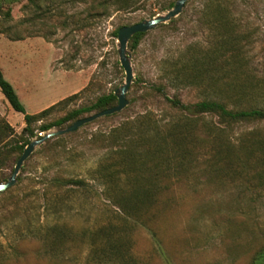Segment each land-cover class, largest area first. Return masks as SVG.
Masks as SVG:
<instances>
[{
  "label": "rangeland",
  "instance_id": "obj_1",
  "mask_svg": "<svg viewBox=\"0 0 264 264\" xmlns=\"http://www.w3.org/2000/svg\"><path fill=\"white\" fill-rule=\"evenodd\" d=\"M174 1L0 0V68L28 113L78 93L56 106L46 119L62 116L123 85L125 72L112 32L164 13ZM206 1L187 0L177 16L144 32L136 48L127 45L133 71L127 106L35 146L16 182L0 192V264H96L87 260L89 238L84 230L117 224V207L101 186L55 189L46 182L55 174L85 177L105 151L101 135L122 121L147 111L169 119L176 111L167 98L183 104L225 98L233 92L225 81L235 83V90L242 93L237 107L264 109V0H222V17L232 24L240 47V62L234 68L226 65L225 80H218L220 73H216L212 83L171 81L175 68L199 51L195 46L202 48L216 33L226 31L223 26H209V12L202 13ZM7 9L10 16L4 14ZM200 118L208 125L217 123V116L209 113ZM2 121L12 128L9 139L19 140L23 114L0 91ZM225 129L235 146L264 141V120L243 121ZM207 140L195 143L185 171L162 179L164 189L140 211L141 224L119 225L133 264H250L264 247V162L241 151L245 168L234 158L231 165L220 162L212 168L213 152ZM17 157L13 153L5 159L1 182L11 175ZM54 198H60L57 218L46 206ZM25 219L38 220L40 225L55 221L69 235L60 250L52 251L43 240L46 229L40 226L29 233Z\"/></svg>",
  "mask_w": 264,
  "mask_h": 264
},
{
  "label": "trees",
  "instance_id": "obj_2",
  "mask_svg": "<svg viewBox=\"0 0 264 264\" xmlns=\"http://www.w3.org/2000/svg\"><path fill=\"white\" fill-rule=\"evenodd\" d=\"M174 2L170 3L168 10L173 7ZM223 6L222 0H208L204 3L202 13L209 12L211 16L207 22L209 26H223L226 31L223 34L216 33L214 40L202 48L195 46L199 51L196 55L188 57L183 66L175 68L171 81L181 80L190 85L204 81L212 83L216 73H220L218 80H225L222 74L227 71L226 65L234 68L240 62L237 35L232 24L222 17ZM4 14L10 16V10L7 9ZM112 34L117 37V29ZM143 35L144 32L134 34L128 46L131 49L136 48ZM224 85L233 90L225 98L208 97L193 104H183L176 98L166 97L176 111L174 116L164 120L158 118L152 111H147L128 118L107 134L100 136L105 151L95 167L87 170L85 177H62L55 174L48 179L47 185L55 189L70 187L90 190L95 185L101 186L106 198L117 207V224L109 222L96 230H84V235L89 238L88 262L133 264L131 254L124 248L125 233L121 231L122 227L119 225L131 222L141 224L140 211L151 204L156 195L164 189L161 185L162 179L177 176L187 169L191 149L201 138H208L207 141L210 143L213 158L209 166L212 168L219 166L220 162L231 165L233 158L239 167L245 168L246 161L238 154L241 151L246 152V157L254 156L264 162L263 140L248 144L241 142L235 146L227 138L225 129L243 121L264 120V109L237 107L242 93L240 95V92L235 90V83L225 81ZM0 91L11 107L23 114L25 121L23 135L19 140L9 139L11 135L9 131L12 128L5 121L0 123V169L9 155L17 153L19 157L33 136L40 137L35 133L36 130L44 133L53 127H61L83 115L104 110L117 103L114 92L104 93L85 105L68 110L62 116L46 119L56 106L75 98L78 93L39 112L28 113L12 84L4 77L1 68ZM228 103L234 104L235 108L229 107ZM205 113L217 116V123L208 125L201 122L200 116ZM36 122L40 123L33 126ZM59 201L60 198L46 201L47 210L54 218L59 215ZM24 221L27 224L25 229L29 233H35V229L39 230L40 226L46 229L43 240L52 251L60 250V243L69 235L55 221L45 223L46 225H40L41 222L35 219ZM250 264H264V247L255 253Z\"/></svg>",
  "mask_w": 264,
  "mask_h": 264
},
{
  "label": "water",
  "instance_id": "obj_3",
  "mask_svg": "<svg viewBox=\"0 0 264 264\" xmlns=\"http://www.w3.org/2000/svg\"><path fill=\"white\" fill-rule=\"evenodd\" d=\"M187 0H176L171 9L167 10L162 14H158L150 19H144L139 22L123 25L117 30V52L120 61V65L122 66L125 72V81L123 85L117 88L114 91V95L117 98V103L111 107H108L104 110L95 112L90 115H86L76 119L71 122L67 127L62 129H57L54 131H47L44 135H40L39 138L31 140L23 149L22 153L18 157L14 169L5 182H0V192L6 190L11 187L16 182V176L22 166V163L27 159V157L32 153L35 146L43 143L47 139H50L54 136L63 135L69 132H74L83 125L94 121L95 119L110 115L116 112L121 111L128 104V99L126 98V93L129 89V86L133 79V71L130 62V53L127 49V45L131 37L139 32H146L154 27H156L159 23H164L169 21L171 18L177 16L182 8L184 7Z\"/></svg>",
  "mask_w": 264,
  "mask_h": 264
}]
</instances>
